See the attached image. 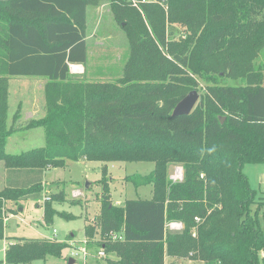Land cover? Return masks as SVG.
Instances as JSON below:
<instances>
[{"label":"trees","instance_id":"obj_1","mask_svg":"<svg viewBox=\"0 0 264 264\" xmlns=\"http://www.w3.org/2000/svg\"><path fill=\"white\" fill-rule=\"evenodd\" d=\"M102 1L128 41L121 75L112 81L70 73L71 63L87 59V7ZM153 1L137 0V7L129 0H0V160L8 170L38 175L0 190V238L7 202L42 200L44 170L84 158L104 162L98 229L85 226L84 234L99 235L97 246L114 255L107 264H165L166 256L264 264L258 218L264 185L258 194L242 170L264 163V65L254 68L249 60L264 44V0ZM169 26L182 28L184 37H173ZM219 72L241 76L245 84L206 85L190 113L172 115L196 90L192 76ZM11 76L47 79L44 115L23 125L42 127L44 144L17 154L5 151L15 130L7 125ZM19 117L18 109L13 119ZM114 161L153 162L149 173L126 177L134 186L151 185V197L113 204L106 163ZM170 164L181 165V180L168 179ZM63 195L43 201L46 224L55 215L75 218L53 207ZM169 222L182 228L171 230ZM112 232L121 238L110 241ZM66 246L64 240L17 238L3 261L60 257Z\"/></svg>","mask_w":264,"mask_h":264},{"label":"rangeland","instance_id":"obj_2","mask_svg":"<svg viewBox=\"0 0 264 264\" xmlns=\"http://www.w3.org/2000/svg\"><path fill=\"white\" fill-rule=\"evenodd\" d=\"M148 1L155 2L153 0ZM102 2L106 4L97 14L91 8L93 5L88 7L87 36L89 38L87 44L89 45L87 59L83 66L86 69V78H89L88 76H91L94 72H99L103 68L102 64H106L109 61L110 66H105L104 68H109L107 73L114 74L115 77L111 78L112 81L117 75H121L124 61L128 55V41L122 25L114 19L109 3L107 1ZM168 30L173 37L180 38L185 35V31L178 26H169ZM92 33L93 36H91ZM99 38L102 39V46L96 49L92 48L91 44L93 43L94 45V41ZM248 58L245 57L243 63H247ZM249 60L254 68L260 63L264 65V44L260 51L254 57H250ZM99 62L101 65L95 66V63ZM82 72L83 68L80 65H73L72 69H70V73L73 76H82L84 74ZM192 77L197 83L195 87L199 95L197 102L202 98L206 85L242 86L245 84L243 77H228L223 72H219V75L203 73ZM34 80L44 81L41 79H30L27 76L8 79L7 125L14 127L15 130L7 138L6 152L17 154L44 144L42 127L23 128L26 122L19 124V120L13 119V114L16 110L23 109V106L27 109L30 108V105H34L33 102H35V109H42V106L45 105L43 91L36 86L38 82ZM1 163L3 166L0 165V188L11 184L10 180L12 181V177L6 173L4 175V185L1 183L4 162L2 161ZM103 164L104 162L101 161H88L81 158L75 162L66 161V164L62 167L49 166L45 169L43 174L44 184L42 185L44 188L42 191L43 196L63 191V199L53 201L52 205L59 211L74 215L75 218L66 219L55 215L52 223L46 224L43 219V200L35 201V199L28 198L18 202H7L6 207L9 208V212L5 213L4 236L0 238V264H5L3 261L5 246H8L9 243L17 238H50L59 241L64 240L67 244L62 250L60 257L46 256L45 259H35L26 264H107V259L114 258L112 253H105L104 256L97 254L100 249L97 246V242L101 240L97 233L92 236L84 234L85 226L98 229V219L101 211L100 195L102 193V187L98 180L101 177ZM106 165V178L109 185L108 196L113 204L122 205L123 200L126 198L150 197L151 185L134 186L133 183L126 180V177L149 173L154 167L153 162L114 161L107 162ZM176 167H181V165H169L168 179H171L170 176L174 173ZM242 170L248 177L251 188L259 194L264 185V163L245 164ZM30 181L28 178L21 177L15 184L22 186ZM258 218L264 230V214L262 211L259 213ZM53 229H55V233ZM80 248L84 249L85 255L82 250H79ZM72 250H78L77 254L75 251L72 254ZM172 258L176 259L174 260L175 264H192L193 261L189 257L176 258L167 256L166 264H170ZM70 259H73V262H69ZM193 262V264H200L196 261Z\"/></svg>","mask_w":264,"mask_h":264},{"label":"crops","instance_id":"obj_3","mask_svg":"<svg viewBox=\"0 0 264 264\" xmlns=\"http://www.w3.org/2000/svg\"><path fill=\"white\" fill-rule=\"evenodd\" d=\"M106 3L105 2H101V3H99V4H97V5H93L91 8H93V10H94V13L95 14H97V13H99L100 11H101V9L103 8V6L105 5ZM89 7V6H88ZM87 7V10H86V14L88 15V11H89V8ZM91 36H93V33H92V35ZM88 36H87V16H86V37H85V40H86V45H87V52H88V45L89 44H87V41H88ZM100 46H102V39L101 38H99L98 40H96V41H94V45H93V43L91 44V47L92 48H97V47H100ZM98 49H100V48H98ZM71 64H73V65H80L82 68H83V72L82 73H84L85 74V72H86V69L84 68V66H83V64H81V63H71ZM70 64V65H71ZM98 65H101V63L99 62V63H95V66H98ZM102 66H103V68L102 69H100L99 70V72H94L91 76H88L89 78H87V79H90V80H111V78L112 77H115L114 76V74L112 73H107V71H108V69L109 68H104L105 66H107V67H109L110 66V64H109V61H108V63H106V64H102ZM118 76V75H117ZM11 77H19L20 78V76H11ZM10 77V78H11ZM30 79H41V80H44V81H41V82H39V81H37V80H34V81H37L38 82V84L36 83V86L40 89L41 88V91H43V87H44V84H45V82H46V78H44V77H40V76H35V77H30ZM44 82V83H43ZM34 96H35V94H34ZM43 97H44V94H43ZM29 103V102H28ZM33 104L34 105H30V108H27V109H25V107L23 106V109H19V111H20V117H19V121H18V123L20 124H24L25 122L27 123L30 119H37V118H40V117H42L43 115H44V112H45V109H44V105L42 106L43 108L42 109H35V102H33ZM29 106V105H28ZM27 106V107H28ZM18 110V109H17ZM2 161L0 160V165L2 164L1 163ZM1 166H3V165H1ZM3 169V171H2V173H1V183L4 185V183H5V180H4V175H6V173L7 174H9L10 175V177H12V181L10 180V182H11V184H9V185H16L15 183H16V181H18V179H20L21 177H25V178H28V180L30 181L31 179H36L37 178V173H33V172H31V171H16V170H8V169H6L5 168V166L2 168ZM22 172V173H21ZM45 173V170H44V172L42 173V178H41V180H42V183L44 184V179H43V174ZM11 179V178H10ZM3 187V186H2ZM1 187V188H2ZM0 188V189H1ZM150 192H151V190H150ZM151 195H152V192H151ZM151 195H150V197H151ZM150 197H148V198H150ZM145 198H147V197H145ZM127 199V198H126ZM125 200V199H124ZM123 200V201H124ZM120 205V204H119ZM7 246H5V248H6ZM166 258H167V256L165 257V264L167 263L166 262ZM174 260H176L175 258H172L171 259V261H170V263L171 262H173L174 263ZM194 262L192 261V264H193ZM175 264V263H174Z\"/></svg>","mask_w":264,"mask_h":264},{"label":"built area","instance_id":"obj_4","mask_svg":"<svg viewBox=\"0 0 264 264\" xmlns=\"http://www.w3.org/2000/svg\"><path fill=\"white\" fill-rule=\"evenodd\" d=\"M134 6H137L138 7V5H137V0H129ZM142 1H144V0H142ZM72 66L73 65H70V69H72ZM77 66H79V65H77ZM182 169H181V167H176L175 169H174V173L172 174V175H174V176H170L171 177V179L172 180H181L182 179V171H181ZM50 199V197H49V195H47V196H44L43 197V201H46V200H49ZM196 220H198V218H196ZM167 226H168V228L169 229H171V230H179V229H181L182 228V224L180 223V222H169L168 224H167ZM53 232L55 233L56 231H55V229H53ZM121 238V236L120 235H118L117 233H110L109 234V237H108V239L110 240V241H114V240H116V239H120ZM79 250H82L83 251V254L85 255V251H84V249H82V248H80ZM75 252H76V254H77V251L78 250H74ZM74 251L72 250V254L74 253ZM97 254L99 255V256H104L105 255V253H104V250L102 249V248H100L99 250H98V252H97Z\"/></svg>","mask_w":264,"mask_h":264},{"label":"water","instance_id":"obj_5","mask_svg":"<svg viewBox=\"0 0 264 264\" xmlns=\"http://www.w3.org/2000/svg\"><path fill=\"white\" fill-rule=\"evenodd\" d=\"M198 93L196 90L188 92L178 103L175 105L172 111V115L179 114H188L194 107L195 103L198 100ZM223 120V119H222ZM69 262H73V259H70Z\"/></svg>","mask_w":264,"mask_h":264}]
</instances>
